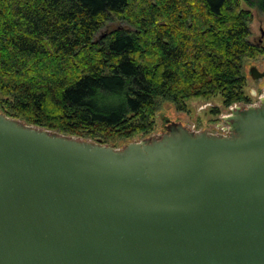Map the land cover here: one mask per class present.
Wrapping results in <instances>:
<instances>
[{
    "label": "water",
    "instance_id": "95a60500",
    "mask_svg": "<svg viewBox=\"0 0 264 264\" xmlns=\"http://www.w3.org/2000/svg\"><path fill=\"white\" fill-rule=\"evenodd\" d=\"M225 119L116 149L0 110V264H264V99Z\"/></svg>",
    "mask_w": 264,
    "mask_h": 264
},
{
    "label": "trees",
    "instance_id": "16d2710c",
    "mask_svg": "<svg viewBox=\"0 0 264 264\" xmlns=\"http://www.w3.org/2000/svg\"><path fill=\"white\" fill-rule=\"evenodd\" d=\"M251 8L264 0H0V110L116 146L156 130L161 99L248 104Z\"/></svg>",
    "mask_w": 264,
    "mask_h": 264
},
{
    "label": "rangeland",
    "instance_id": "374dc122",
    "mask_svg": "<svg viewBox=\"0 0 264 264\" xmlns=\"http://www.w3.org/2000/svg\"><path fill=\"white\" fill-rule=\"evenodd\" d=\"M251 10L253 12V19L250 24L252 32L250 39L264 46V13L258 11L256 8H251ZM115 25L116 23L111 24L110 27ZM261 39L263 40L262 42L260 41ZM254 66L261 71L264 70V55L257 58L244 59V72L248 81L246 92L252 98L250 103H237L228 108H224L223 99L220 95L210 99L193 98L188 101L189 111L185 112L179 111L172 99H161L157 113V126L154 132L147 135H138L129 140H117L116 146H108H112L116 149H123L131 142H142L143 140L159 137L168 132V127L172 122L180 123L195 132L207 131L215 134H227L229 131L230 133V125L225 117L232 114V111L237 107L246 108L248 106L260 105L261 98H264V78L256 79L252 76L251 68ZM235 105H237V107ZM215 108H219L221 112L214 113L213 109ZM85 140L94 141L91 139Z\"/></svg>",
    "mask_w": 264,
    "mask_h": 264
},
{
    "label": "flooded vegetation",
    "instance_id": "af4514ba",
    "mask_svg": "<svg viewBox=\"0 0 264 264\" xmlns=\"http://www.w3.org/2000/svg\"><path fill=\"white\" fill-rule=\"evenodd\" d=\"M261 42L263 41L262 39L260 40ZM260 42V43H261ZM262 47H264L263 45H261ZM261 71V70H260ZM261 72H264V70L263 71H261ZM261 78H264V76L263 77H261ZM264 99V98H263ZM263 99L261 98V103L263 102ZM176 123V122H175ZM171 125V124H170ZM219 135H223V134H221V133H219Z\"/></svg>",
    "mask_w": 264,
    "mask_h": 264
},
{
    "label": "built area",
    "instance_id": "2783aa9c",
    "mask_svg": "<svg viewBox=\"0 0 264 264\" xmlns=\"http://www.w3.org/2000/svg\"><path fill=\"white\" fill-rule=\"evenodd\" d=\"M235 106L237 107V105H235ZM229 134H230V133H229V131H228L227 134H223V135H227V136H228Z\"/></svg>",
    "mask_w": 264,
    "mask_h": 264
}]
</instances>
